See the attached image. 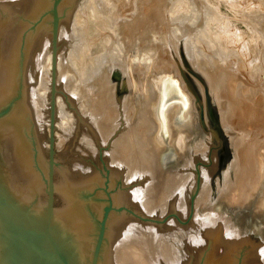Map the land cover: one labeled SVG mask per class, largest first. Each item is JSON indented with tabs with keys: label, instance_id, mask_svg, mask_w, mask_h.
<instances>
[{
	"label": "water",
	"instance_id": "obj_1",
	"mask_svg": "<svg viewBox=\"0 0 264 264\" xmlns=\"http://www.w3.org/2000/svg\"><path fill=\"white\" fill-rule=\"evenodd\" d=\"M0 264H264V0H0Z\"/></svg>",
	"mask_w": 264,
	"mask_h": 264
},
{
	"label": "flooded vegetation",
	"instance_id": "obj_2",
	"mask_svg": "<svg viewBox=\"0 0 264 264\" xmlns=\"http://www.w3.org/2000/svg\"><path fill=\"white\" fill-rule=\"evenodd\" d=\"M202 121V120H201ZM204 123V121L202 122V124Z\"/></svg>",
	"mask_w": 264,
	"mask_h": 264
}]
</instances>
